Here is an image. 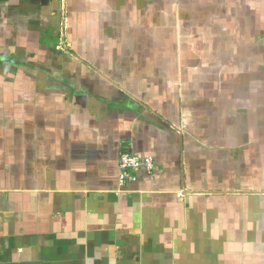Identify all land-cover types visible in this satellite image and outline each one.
I'll list each match as a JSON object with an SVG mask.
<instances>
[{
    "label": "crops",
    "instance_id": "0c3cea01",
    "mask_svg": "<svg viewBox=\"0 0 264 264\" xmlns=\"http://www.w3.org/2000/svg\"><path fill=\"white\" fill-rule=\"evenodd\" d=\"M0 264H264V0H0Z\"/></svg>",
    "mask_w": 264,
    "mask_h": 264
},
{
    "label": "built area",
    "instance_id": "2783aa9c",
    "mask_svg": "<svg viewBox=\"0 0 264 264\" xmlns=\"http://www.w3.org/2000/svg\"><path fill=\"white\" fill-rule=\"evenodd\" d=\"M154 169V159L151 156L140 157L129 151H123L119 156V183L125 185L136 181V174L140 170L148 173Z\"/></svg>",
    "mask_w": 264,
    "mask_h": 264
}]
</instances>
